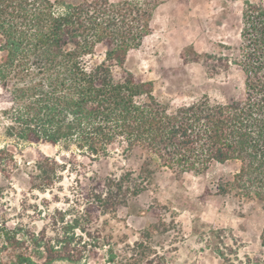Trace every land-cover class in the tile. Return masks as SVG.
I'll return each instance as SVG.
<instances>
[{"label":"trees","instance_id":"obj_1","mask_svg":"<svg viewBox=\"0 0 264 264\" xmlns=\"http://www.w3.org/2000/svg\"><path fill=\"white\" fill-rule=\"evenodd\" d=\"M160 4L0 0V126L8 140L0 148V172L10 179L20 169L16 155L24 142L70 153L62 160L38 153L27 175L30 189L40 192L62 182L68 165L86 167L76 154L88 157L89 164L113 154L141 155L132 186L134 171L119 179L86 172L89 186L79 193L87 200L85 208L69 219L61 212L52 233L47 225H10L0 217V264H88L107 245L88 224L139 195L163 168L180 179L204 174L215 163L238 161L232 178L218 183V194L264 202V5L245 1L240 43L226 47L235 52L195 58L211 76L238 68L244 74L243 95L221 102L203 94L173 107L155 95L152 81L138 79L127 67L128 53L152 33ZM98 46L104 55L97 61ZM146 241H135L122 260L110 246L108 263L169 264Z\"/></svg>","mask_w":264,"mask_h":264},{"label":"rangeland","instance_id":"obj_2","mask_svg":"<svg viewBox=\"0 0 264 264\" xmlns=\"http://www.w3.org/2000/svg\"><path fill=\"white\" fill-rule=\"evenodd\" d=\"M245 1L161 0L152 33L140 48L128 53L127 67L138 79L152 81L155 95L173 107L195 101L203 94L221 102L230 96L241 97L244 74L238 68L232 66L211 76L195 58L206 52H235L226 47L240 43ZM248 1L264 5V0ZM103 55L104 48L98 46L95 60ZM3 106L0 104V110ZM7 142L0 126V148ZM39 152L59 160L70 155L48 143L21 144L16 155L20 169L14 170L10 179L0 172V217L10 225H47L52 233L55 221L57 226L61 224V212H65L66 219L81 214L87 200L79 193L89 186L86 172L87 177L114 175L119 179L134 171L131 186L138 180V151L129 159L113 154L92 164L88 157L76 154L85 168L68 165L63 181L53 190L32 191L27 172ZM239 165L238 161L215 163L204 174L189 173L180 179L170 170L161 169L139 195L130 196L114 211L99 213L88 224L107 243L96 259H88V264H110V246L118 260L127 258L134 242L142 238L159 254H165L169 264H264V202L240 201L234 193L218 194V183L232 178ZM146 234L148 237H144Z\"/></svg>","mask_w":264,"mask_h":264}]
</instances>
